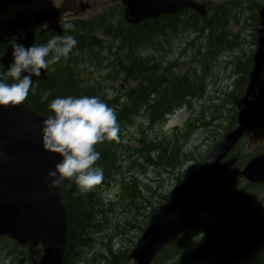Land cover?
<instances>
[{"label": "water", "instance_id": "water-1", "mask_svg": "<svg viewBox=\"0 0 264 264\" xmlns=\"http://www.w3.org/2000/svg\"><path fill=\"white\" fill-rule=\"evenodd\" d=\"M160 2L167 4V0H123L127 25L155 15ZM258 47L255 74L246 87L237 123L210 157L215 163L208 164V160L182 192L180 198L184 203L176 213L170 218L162 216L157 224L149 225L143 237V249L139 251L144 252L139 264L148 263L159 248L178 235L197 210L216 198L215 186L228 168L225 163L219 164V160L254 115V92L264 62L261 29ZM3 107H0V236L17 237L33 245L41 243L43 251L38 264H59L66 249L67 214L61 190L50 189L47 173L54 170L60 158L42 146L44 118L21 104ZM251 170L254 173L264 170V156L253 163ZM257 232L255 225L236 216L214 230L181 264H252L264 248V233ZM130 256L135 258L134 253Z\"/></svg>", "mask_w": 264, "mask_h": 264}, {"label": "rangeland", "instance_id": "rangeland-1", "mask_svg": "<svg viewBox=\"0 0 264 264\" xmlns=\"http://www.w3.org/2000/svg\"><path fill=\"white\" fill-rule=\"evenodd\" d=\"M77 5H78V0ZM96 1L94 4H92L88 9H86L85 15H93L98 13L100 10L103 9V6L99 3L101 0H91ZM245 12L250 15L252 12V8L248 5L245 6ZM81 14V13H80ZM224 16V15H223ZM246 17V15H245ZM250 19V16H249ZM215 22H207L205 24H213ZM219 22L223 24L222 27L217 28L213 32H207L203 28L205 24H201L195 21L188 22L189 28L185 31L177 32L176 29L174 31L171 30V32H167L162 37H156L151 36L148 37V41L146 38H142L140 43L146 42L147 46L146 49H141L139 52V49L142 45H139V48L133 45L124 44L119 37V40L116 42L114 46H107L102 51V55H108L110 56V60L114 63V54L116 55L115 58L118 61L116 65L121 66V70H125L127 67V71H129L131 74H110L108 72V65L110 64V60H107V62L103 63L105 65L106 70H102L101 73L106 72L105 76L103 78H95V79H89L86 81L82 80H76V83L79 85L83 84V82L87 83V87L91 88H97L99 91L108 88L114 83H116L119 79H125L129 81L130 83H138L136 80H134L133 74L136 73L137 69L129 65V58L139 55L141 57L143 56H152L153 61L151 63V66L158 68H163V66H166L169 69H175V71L179 72L177 70V67L183 62H189L191 66H195L194 63L189 61V58L191 55H200L201 60L203 62L202 67L205 70H211L213 73V76L210 72L207 71L208 78H203V84H204V93L202 97L203 100L194 101V108H195V114L197 115V112L201 107H206L209 104H216L218 103L216 100L221 99L223 97L220 95L219 92L221 90H225L227 86H229L228 93H231L234 88V84L236 79L241 77V75L238 76V74H234V64L235 60L237 58L245 60L246 57H248L251 54V49L254 47L252 46V38H251V31L252 28L250 25L244 26V24H241L239 26H236V24L231 25L232 30L234 33H237V38L233 37L229 34L227 31L228 29V21L224 17H221L219 19ZM184 27L183 25H177L176 27ZM166 30V29H165ZM163 31V30H162ZM220 33H223L222 41L225 42V46H227L228 43L232 42L233 46L231 48H226V50L220 52V50H212L210 48L211 42L215 41V39L219 36ZM115 37V36H114ZM134 38H137V36H133ZM202 37L204 41H206V45L203 49H198V46L201 45V42H197L196 38ZM128 41V40H125ZM130 43L132 44V41L130 40ZM169 47L171 49H169ZM89 48L84 47L83 52L85 53ZM88 57L90 60H94V57L96 56ZM106 55V56H107ZM98 57V55H97ZM101 57V55H100ZM129 61V62H128ZM189 65V68H190ZM88 67L90 65L88 64ZM111 67V66H109ZM133 68V70H132ZM91 71V69H89ZM132 70V71H131ZM236 71V70H235ZM207 87H206V83ZM215 81H218V86L216 88H210V85H214ZM56 82H62L60 80H56ZM55 82V83H56ZM238 83V81H237ZM236 83V85H237ZM44 83L36 92V98L38 102L40 101V95L41 98L44 95ZM238 88V87H237ZM209 92V93H208ZM232 96V94H231ZM107 97V96H105ZM109 99L115 100L114 104L119 105V108H121V111L123 112V115L127 118L126 121L120 124L121 134L123 135V131L126 132V137L129 138L128 140V146L129 148L136 147L137 146V139L139 143V150L133 153L126 152L125 157L130 161V168L121 165L120 160L117 159V168L113 173L109 175V179L105 183H109L113 177L116 175H123V177L127 178L129 183V186L139 185L138 179H144L146 176H148V182L145 185L146 187H140L142 190L141 195L142 196H136L134 199V205H141L145 203L146 198L152 197V192H157L158 195H165L169 189H174L175 186H177L180 182V180L185 181L186 176H189L193 169L196 166V163L201 160L202 157H205L206 154H208L212 150V146L215 143V137L211 135V133H208L204 129L202 131L199 129H196L193 133L189 135V138H187L186 145L184 147V152L187 154H191L194 157V160L188 159L187 162H184L182 166L179 167L178 170L173 172H164L163 166H157L153 163V160L156 159V154L151 150L148 143L151 142H157V141H163V143H169L168 146L170 147L171 144L179 147L184 143L185 139L180 136H174L172 138L167 139H158L156 135L154 134L156 129H152L155 123L153 124L152 128H149L150 124L153 123V119L150 115H147L146 112H129V110H126L127 102L121 101L120 99H116V97H107ZM40 103V102H39ZM264 109V104H261V111ZM205 115H207V112H205ZM194 116V114H193ZM187 117V114L183 110L177 111L167 122L165 129L162 130V134L164 133L167 135L170 133L171 129L174 128V126H180L183 124L184 119ZM159 131V130H158ZM257 136V137H256ZM260 135H256L255 132H252L249 135L250 141L257 140L256 143H264V139H258ZM172 140V141H171ZM117 151L119 149V146L116 142ZM253 147H248L247 143L245 144V152H248ZM170 150V149H169ZM167 150V152L169 151ZM180 153V152H179ZM181 172V178L175 180V175L177 173ZM103 183V184H105ZM102 183L98 185L99 187L103 185ZM157 186V187H155ZM100 197V192H99ZM154 198H158V196H155ZM101 207H100V215L101 217L109 218L110 217V209L108 208V205L104 203L101 198ZM94 220L97 222V220H100L99 230L98 234H96L93 238L92 247L89 250V253L87 254V258H85L84 261H87L90 259V256L94 254L96 247L99 245V239L105 238L107 235L104 233L105 229L107 233L110 235L114 234L115 227L112 222H108L110 219L102 220L100 217L93 215ZM119 222V221H118ZM128 222V221H127ZM130 224L131 221H129ZM208 224V222L206 223ZM127 226V223L125 224V227ZM116 230L121 231L123 228H117ZM134 235V233H131V237ZM130 235L128 234H122L120 238H117V243H122L121 246H127V244L130 243ZM113 241H111L112 246ZM118 246H115L117 248ZM113 248V246H112ZM114 249V248H113ZM115 250V249H114ZM6 249L4 250V252ZM122 253V251L120 252ZM105 257H108L110 259L109 261H105ZM105 257H97L92 260H95L97 264H109V262H112V259L114 256L106 254ZM117 261L120 264L122 262V257L119 255L116 256ZM24 259L22 258H16L17 261ZM16 261L15 264H18ZM0 264H11V262L8 259H3L2 255H0Z\"/></svg>", "mask_w": 264, "mask_h": 264}, {"label": "trees", "instance_id": "trees-1", "mask_svg": "<svg viewBox=\"0 0 264 264\" xmlns=\"http://www.w3.org/2000/svg\"><path fill=\"white\" fill-rule=\"evenodd\" d=\"M190 21H187V23ZM186 23V24H187ZM179 25L177 17L175 16H167L163 17L161 19H157L155 21H145L139 24V26L135 30H128L124 29L122 24H120L121 28L123 30L121 33L125 34V36H128L127 40L125 41L123 39V43L128 45H133L139 48V45L144 44L140 47L139 52L141 49L145 50L148 41V37L152 35L154 32H157L156 37H162L165 33L171 32L172 28ZM163 26V27H162ZM165 28V29H163ZM162 30L165 31V33H162ZM63 34L62 27H58L51 33V35H48V38H53L55 36ZM70 34V33H67ZM74 36H77L81 38L82 36L78 35L76 31L72 32ZM156 34V33H154ZM133 36H137V38H133ZM146 38V42L140 43L142 38ZM29 39V37H27ZM130 40L132 41V44L130 43ZM221 40H218L216 42L215 49H219L222 45ZM94 44L95 46H98V40L95 39ZM92 45V44H91ZM91 47V46H90ZM3 49V48H2ZM1 49V50H2ZM141 54V52H140ZM129 61L133 64L134 67L137 68V71L134 75V80H136L135 86L130 87L127 89L123 94H116L121 97H125L124 102H127L126 110H129V112H139L141 110H144L148 112V114L153 118L156 116H159L157 119H153V123L150 124L149 128H152L153 124H158L163 120V114H167L170 112V110L181 106L184 102V100L187 97H190L192 95H195V93H199L200 95L203 94L204 86L201 81L200 85H193L195 80V75L192 74H186L184 77L178 78L174 75L167 79H163V76L158 79V76H160L161 71L156 72V67L152 66L147 67L148 64H151L153 61L152 56H133L129 58ZM251 66V56H249L244 62L237 64V69L239 72V75L242 76L243 73H245V78L247 76V72ZM132 71V70H131ZM131 74L127 70H121L117 71L116 74ZM155 75V76H154ZM155 77L157 79H155ZM243 77V76H242ZM239 78L238 83L236 87L241 86V79ZM70 78V76H69ZM46 80L42 81L44 85V94L46 92L51 93L48 96L47 100H43L40 95V103L38 107L41 108L43 111L49 112L48 114L52 115L48 108V104L58 97H68V96H74V97H80V96H98L103 102H105L109 107L113 108L115 112L117 113V121L119 124L123 123L127 120V118L123 115V112L121 111V108H119L118 105L114 104L115 100H107L102 96L100 90L97 93V90L95 88L89 90L88 92H81L77 89L76 86L70 84H66V81L62 82H56V79L53 80ZM124 82H128L127 80H123ZM56 82V83H55ZM112 90H117L116 86L113 84L110 87ZM105 88V89H108ZM41 89V88H40ZM181 92V94H179ZM184 92V93H183ZM242 92V88H239L238 93L234 94V97L240 98ZM188 93V94H187ZM178 94V95H177ZM176 95V96H175ZM44 96V95H43ZM182 96V97H181ZM178 97V98H177ZM258 97L264 98V77H262ZM117 99V97H116ZM119 109V110H118ZM161 116V117H160ZM158 139H167L166 136L154 133ZM121 141V140H120ZM120 141L117 143L119 146V149H121ZM159 142V141H157ZM96 150L100 153L101 159L97 161V165L101 167L104 171V174H106V171L110 170V168L115 166L117 161V147L116 142L114 141H105L102 144H97ZM164 147V148H163ZM159 148L162 150H168L171 149L167 143L159 145ZM118 149V151H119ZM102 160V161H101ZM241 162V160H239ZM174 164L167 163L168 167H171ZM109 183H105L102 186L98 188L100 192V198L101 200L108 205V208L110 209V217L105 218L101 217L100 215V207H101V201L99 198V195L96 193L94 188L86 193H79L77 186L71 182V181H65L64 184V196L67 201V206L69 210V218H70V247L67 253V256L64 260L63 264H74V262L78 259L84 260L86 258V255L88 254L90 248L92 247V242L94 240V232H98L100 220L98 219L97 222L94 220L93 215L100 217V219L107 220L110 219L108 222H112L114 224L115 229L118 227L120 228V224L118 221H121L124 224H128L126 213H129L131 209L134 206V199L136 196H138L142 191V189L139 187V185L135 186H129L124 187L120 191L119 198L117 197L115 200L110 201L109 203L105 201L103 197V191ZM147 203L148 200H145ZM239 204V203H237ZM246 208V207H245ZM247 209V208H246ZM245 209V210H246ZM106 230V229H105ZM118 230H116V234H118ZM124 254V252L120 253L119 256ZM117 257H113L111 264H117L116 261ZM264 261V255L261 259V261Z\"/></svg>", "mask_w": 264, "mask_h": 264}, {"label": "clouds", "instance_id": "clouds-1", "mask_svg": "<svg viewBox=\"0 0 264 264\" xmlns=\"http://www.w3.org/2000/svg\"><path fill=\"white\" fill-rule=\"evenodd\" d=\"M47 27V24L41 26ZM75 25L65 22L62 31L71 33ZM12 37V63L7 70L0 65V106L15 107L22 104L30 91H35L33 77H40L50 65L68 58L77 47L71 35H58L44 44L25 47ZM51 93L42 97L47 100ZM52 115L41 124L42 146L59 156V163L47 173L52 190H62L65 181L73 182L83 194L100 185L104 172L97 165L101 159L97 144L120 141V124L117 113L98 96L58 97L48 104ZM215 163L209 160L208 164Z\"/></svg>", "mask_w": 264, "mask_h": 264}, {"label": "bare ground", "instance_id": "bare-ground-1", "mask_svg": "<svg viewBox=\"0 0 264 264\" xmlns=\"http://www.w3.org/2000/svg\"><path fill=\"white\" fill-rule=\"evenodd\" d=\"M180 25V24H179ZM189 24L187 23V24H185V26L184 27H182V26H180V27H173L172 28V31H174V29H176V31L177 32H180V31H185V30H187L189 27ZM223 26V24H221L220 22H219V19L217 20V22L216 23H213V24H205L204 25V27L203 28H205L204 30L205 31H207V32H213L214 30H216L217 28H220V27H222ZM103 31L104 30H107V29H109V31L110 32H112V33H114V35H115V39H114V42L111 44V45H103V46H101L100 47V50H99V52L98 53H96L95 55V57H94V60H90L88 57H91V56H94L92 53H90V51H89V54H87L86 56H87V59H86V62H87V65L89 64L90 65V67H89V69H91V71L89 70V75H90V77L89 78H76V79H74V78H72V75L73 74H69V76H70V78L69 79H61L62 81H66V84H72V85H74V86H76L77 87V89L78 90H80L81 92H88L89 90H91V92H92V89L94 88V87H91V88H89V87H87V83L86 82H83V84H77L76 83V80H82V81H86V80H89V79H95V78H103L104 76H105V74H106V72H104V73H101V71L102 70H106L105 69V65H103V63H105V62H107V60H110V56H101L100 57V55H102V51L105 49V48H107V46H114L115 44H116V42L119 40V37L121 38V40L123 41V39L124 40H127V38H128V36H125V34H123V33H121V31H122V29H121V26L119 25V24H117V23H112V22H108V23H101L100 24V26H99ZM163 29H165V28H163ZM154 33H156V34H154ZM152 35H150L149 37H151V36H156L157 35V32H154ZM162 33H165V31L163 30L160 34H162ZM134 38V37H133ZM223 38V33H220L219 34V36L215 39V41H212L211 42V46H210V48L212 49V50H215V48L214 47H216V42L218 41V40H221ZM91 39H93V41L91 42V44H92V46H95L96 44H94V41H95V38L94 37H91ZM221 43H222V45L220 46V48L219 49H216V50H220V52H222V51H224V50H226V48H231V46H233V43L232 42H230V43H228L227 44V46H225V42H223V41H221ZM91 44H90V46H91ZM97 55H98V57H97ZM114 56V63H115V65H113V61L112 60H110V64L111 65H108V72L110 73V74H116V72L117 71H121V66L120 65H116L117 64V60H116V58H115V54L113 55ZM249 56H251V59H252V53L249 55ZM248 56V57H249ZM248 57H246L245 58V60L248 58ZM245 60H243V59H240V58H237L236 60H235V64H234V67H235V70H236V72H237V74H238V76H239V72H238V69H237V64L238 63H242V62H244ZM129 62V61H128ZM109 66H111V67H109ZM128 66H132L133 68H134V63L132 64L131 62H129V65ZM147 67H151L152 68V66H151V64H148L147 65ZM133 68H132V70H133ZM136 68V67H135ZM137 69V68H136ZM125 70H127V67H126V69ZM156 72H158V71H161V74H160V76H158V79L160 78V77H162L163 76V79L165 80V79H167V78H169V77H171L172 75H174V76H176V77H178V78H181V77H183L182 75H181V73L180 72H177V71H175V69H169V68H167L166 66H163V68H158L157 69V67H156ZM194 74L195 75V80H196V82L193 84V85H200V83H201V81H202V83H203V78H200L199 77V75H196L195 74V69H194V66H190V72H189V74ZM118 75H119V73H118ZM121 75V74H120ZM135 75V73L133 74V76ZM155 76V75H154ZM262 77H264V71H263V73H262V76H261V80H262ZM155 79H157L156 77H155ZM42 81H46L45 79H41ZM53 80H55V78L53 79ZM52 80V81H53ZM203 86H204V84H203ZM96 90H97V93L99 92V90L97 89V88H95ZM184 93V92H183ZM203 93H204V91H203ZM99 94V93H98ZM179 94H181V92L179 93ZM188 94V93H187ZM196 94V93H195ZM99 95H101V94H99ZM178 95V94H177ZM203 95V94H202ZM201 95V96H202ZM103 96V95H102ZM176 96V95H175ZM182 97V96H181ZM104 98H106L107 100H111V99H109V98H107V97H105L104 96ZM178 98V97H177ZM113 100V99H112ZM263 100H264V98H263ZM117 105V104H116ZM119 106V105H118ZM180 107H182V105L181 106H178V107H176V108H174V109H179ZM119 110V109H118ZM140 113H142V112H146V111H144V110H141V111H139ZM146 114L147 115H149L148 114V112H146ZM259 114L262 116V117H264V109H263V111H261V105L259 106ZM165 114H163L162 116H164ZM159 116H156V117H153V118H158ZM161 117V116H160ZM172 141V140H171ZM161 144H164L163 143V141H160V142H151V143H148V145L150 146V148H151V150L156 154V159L155 160H153V163L155 164V165H157V166H163V167H166L167 166V163L169 162V163H171V164H175V163H177V159L179 158V152H178V147L177 146H175V145H172L171 144V146H170V150L167 152L165 149L164 150H162V149H160L159 148V145H161ZM169 143H167V145H168ZM164 148V147H163ZM116 157H117V159H118V156L116 155ZM102 161V160H101ZM116 168H117V161H116V164H115V166H113L112 165V167L110 168V170H108V171H106V174H104V179H103V181H102V184L103 183H105L108 179H109V175L111 174V173H113L114 174V172H115V170H116ZM104 172V171H103ZM135 186V185H134ZM98 188H99V186L97 185V186H95L94 187V190L96 191V193L99 195V190H98ZM138 196H142L141 195V193L138 195ZM100 198V197H99ZM145 203H146V201H145ZM239 204H236L235 206H238ZM246 208V210H250L247 206H245ZM96 234H98V232L96 231V232H94V235H96ZM93 243V242H92ZM91 249V248H90ZM89 253V252H88ZM88 256L86 255V258H87ZM121 257V256H120ZM85 260V259H84ZM83 260V261H84ZM110 259H108V257H105V261H109ZM116 261H117V259H116ZM112 262H109V264H111ZM117 264H119L118 263V261H117Z\"/></svg>", "mask_w": 264, "mask_h": 264}, {"label": "flooded vegetation", "instance_id": "flooded-vegetation-1", "mask_svg": "<svg viewBox=\"0 0 264 264\" xmlns=\"http://www.w3.org/2000/svg\"><path fill=\"white\" fill-rule=\"evenodd\" d=\"M79 33V32H78ZM31 35V32H27L26 35ZM67 33L63 32L61 35H66ZM73 35L72 33H70ZM74 36V35H73ZM82 37L79 38L77 36H74L77 41L78 45L77 47L72 51L70 56L68 58H62L60 62L50 65L49 69L47 71H43L41 76L38 77L39 79H69V74H73L72 78H89V67L87 65L86 59L87 54H89V49L84 53L83 49L84 47H90L91 42L93 39H91V35L89 33H84L81 35ZM32 37H23L19 40V43L23 44L26 48L32 46L33 44L39 42H42L41 44L46 43V41H38L36 39H31ZM51 39V38H50ZM36 40V41H35ZM3 48V49H2ZM2 49V50H1ZM9 48L7 45L3 44L0 46V56L4 54V52L8 51ZM1 63V61H0Z\"/></svg>", "mask_w": 264, "mask_h": 264}]
</instances>
